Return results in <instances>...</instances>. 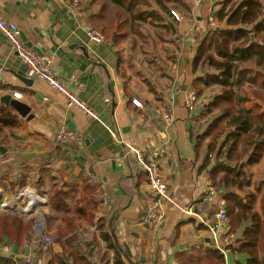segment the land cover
I'll use <instances>...</instances> for the list:
<instances>
[{"label": "crops", "instance_id": "obj_1", "mask_svg": "<svg viewBox=\"0 0 264 264\" xmlns=\"http://www.w3.org/2000/svg\"><path fill=\"white\" fill-rule=\"evenodd\" d=\"M182 1L188 9L179 13L180 21L154 6L163 22L151 24L149 18L143 26L134 19L132 23L115 19V7L107 4L98 25L110 31L104 30L106 40L95 44L86 30L93 26L99 7L92 8L89 0L84 9L79 4L78 14L70 7L73 0H0L1 15L19 27L26 43L53 56L54 71L99 118L96 121L67 108L60 94L29 79L26 65L0 34L4 81L0 95L14 99L16 93L22 95L17 100L34 115L30 121L19 117V133L9 134L10 148L0 140L5 151H0L3 207L45 225L39 218L43 213L52 233L66 223L81 232L87 227L91 245L75 242L70 246L77 251L75 257L89 251L94 264L100 250L113 257L104 234L111 236L124 264H178L185 256L205 254L215 247L208 226L216 223V212L224 207V187L218 185L220 177L212 180L214 163L204 167L208 145L197 134L207 104L202 95L190 111L186 100L195 91L196 48L211 30L222 28L216 12L226 0ZM211 20L217 24L211 26ZM259 103L246 104V108L252 111L258 105L264 113ZM165 115L172 116L171 123L165 121ZM62 128L76 133L83 147L59 142L56 135ZM129 146L145 151L147 158L155 149L166 148L161 171L173 202H164L166 219L159 228L142 222L145 210L157 197ZM263 164L264 156L253 168ZM88 173L104 183L106 205L98 200V189L90 184ZM261 203L259 200L258 208ZM263 208L254 209L261 220ZM62 240L65 237L51 249L52 255L63 252ZM222 244L226 264L250 263L249 254L237 252L224 239Z\"/></svg>", "mask_w": 264, "mask_h": 264}, {"label": "trees", "instance_id": "obj_2", "mask_svg": "<svg viewBox=\"0 0 264 264\" xmlns=\"http://www.w3.org/2000/svg\"><path fill=\"white\" fill-rule=\"evenodd\" d=\"M169 1L178 5L179 11H175L178 15L182 9H188L182 0H107V3L104 0L97 3L99 9L93 18V24L98 25L100 16L109 8L107 4L130 12L137 22L143 23L149 18L154 20L152 24L163 22L162 16L154 9L159 8L170 15L172 10L168 7ZM95 4L96 0L90 1L91 6ZM144 7L146 8L143 9ZM114 17L116 19L119 16L116 14ZM216 20L222 28L213 29L207 34L196 48L193 62V73L197 75L193 89L198 97L208 88H220V93L206 105L204 114L210 117L217 113L201 133L202 139L211 138L204 167L214 163L212 180L217 181V177H220L218 185L224 187L229 230L221 239L235 245L237 252L249 254L252 258L249 264H264V247L259 251V244L264 239V223L252 207L255 198L247 194L246 199H243L236 192L245 191L250 186L247 175L239 170L241 162L246 159V165L251 168L264 156L263 118L246 108L249 97L241 94L245 87L250 89L256 83L259 84L258 79L262 76L259 70H264V0H226L216 12ZM252 66L255 70L251 69ZM226 103L233 106V111L223 105ZM19 128V116L11 108L2 106L0 133L4 130L13 132ZM212 155L213 161L210 157ZM250 198H254L252 204L247 203ZM230 200L231 205L228 203ZM33 221L34 218L25 219L10 209L0 210V247L9 246L13 250L9 257H0V264L38 263L23 262L15 254L17 250L23 251L19 248L20 245L33 240ZM103 236L109 249L114 250V255L111 257L106 251L100 250L96 254V264H110L111 260L113 264H124L111 236ZM85 244L89 248L91 240ZM73 256L74 253L68 257L50 255V261L51 264H69ZM75 258L78 261L75 264H94L89 251L78 253ZM200 261L226 264L224 254L216 246L205 254L185 256L179 259L178 264H196Z\"/></svg>", "mask_w": 264, "mask_h": 264}, {"label": "built area", "instance_id": "obj_3", "mask_svg": "<svg viewBox=\"0 0 264 264\" xmlns=\"http://www.w3.org/2000/svg\"><path fill=\"white\" fill-rule=\"evenodd\" d=\"M80 3L77 0H73L72 5H70L74 13H79L81 11ZM172 17L176 21H180L179 15L172 10ZM213 22V20H211ZM87 36L90 42L95 44H101L106 40L103 33L92 30L88 28L86 30ZM0 34L6 39L12 48L13 53L17 58L26 65L27 71L26 76L29 79H33L37 82H42L48 87L60 94L65 102L66 107L69 109H75L85 116L99 121L97 113L78 95L73 92L67 84H65L59 75L53 69V56L51 55H39L33 48L27 46L22 38V32L19 27L12 21L1 15L0 13ZM0 83H4L0 74ZM16 99H21L20 94L14 95ZM47 100V99H45ZM136 105L140 107V103L135 101ZM198 104V96L195 91H192L187 96L186 107L193 111ZM165 121L171 123L173 118L170 115L164 116ZM112 133V132H111ZM56 138L59 142H73L78 148L83 147L82 139L73 131L68 129H60L57 132ZM129 151L135 156L140 167L148 174V187L152 193L157 197V200L151 202L145 213L142 216V222L146 225L153 226L154 228H159L165 222V213L163 211L164 202H173L168 190V184L164 177L162 176V163L166 155V148L159 147L153 151L151 156L147 158L145 151L139 149L138 147L129 146ZM90 184L98 189L99 201L103 204H107V192L106 187L102 181L91 174H87ZM212 197L215 195L213 191L210 192ZM1 201V198H0ZM216 223L208 226V230L211 234V239L215 246L224 254V249L221 246L222 234H226L229 230V216L227 210L224 207L219 208L215 215ZM45 240V239H44ZM45 246L43 252H47L50 240Z\"/></svg>", "mask_w": 264, "mask_h": 264}, {"label": "rangeland", "instance_id": "obj_4", "mask_svg": "<svg viewBox=\"0 0 264 264\" xmlns=\"http://www.w3.org/2000/svg\"><path fill=\"white\" fill-rule=\"evenodd\" d=\"M78 1L80 3L81 7L84 9V6H85V3H86L87 0H78ZM89 1H94V0H89ZM103 1L104 0H96L95 6L93 5L94 8L99 7L97 5V3L98 2H103ZM148 1L150 2V1H153V0H148ZM93 6H91V7L93 8ZM168 7H170L171 10H174V11L178 10L179 11L178 5L176 3H174L173 1H169ZM145 8L146 7H144L143 9H145ZM181 11H185V10L182 9ZM123 13L125 15H127V17L122 15ZM116 14L119 16L117 19H119L123 23H132L133 22L132 16L129 15V13L124 12L123 10H120L118 8H114L112 17H114V15H116ZM153 21L154 20H150V23L153 22ZM146 22H148V20H146ZM157 23H162V22H157ZM136 24L143 26L144 23L136 22ZM214 24H217L216 20H214L213 22H210L211 26H214ZM219 26H221V25H219ZM90 28L92 30H96V31H99V32L103 33L104 36H105L104 30L110 31V29H108V28H105L103 30L102 28H100L99 25H95V24H93V26H91ZM111 32H112V29H111ZM251 69L255 70V68L253 66L251 67ZM259 72H260V74H262V76H260L259 79H258L259 84L256 83L250 89L245 87L244 91L241 92L242 95L246 94V95L249 96V98H248L249 100L247 102V106L248 105L252 106V103L254 104L255 102H260L259 104L264 106V87L260 86V84H262V82L264 83V70H259ZM218 93H220V88H218V87L208 88L207 90L204 91V94H203V101L204 102L203 103L204 104L210 103V101ZM241 94L239 93V95H241ZM223 105L228 107V108H230L231 111H233V106L231 104L226 103V104H223ZM258 109H259V106L257 105L256 108L252 110V112H254V114L257 115V116L258 115L262 116V118H263L262 122H264V113H261V110H258ZM216 115H217V113H215L214 115H212L210 117L203 116V118L199 122V128L197 130V134H200L201 142H204L205 144L207 143V145H208L209 140L211 138H209L207 140H204V139H202L201 133L204 131V129L206 128L207 124L210 123L212 121V119ZM18 133H19V129L18 130H14L13 132L8 130L7 135H5V134H3L2 136L0 135V140L4 139V141L6 143V147L10 148L11 147L10 146L11 145V141L9 140L10 135L13 137V136H16ZM206 156H207V152H206ZM0 157H2V156L0 155ZM210 157H211V161H213L214 160L213 155L210 156ZM246 161L247 160L245 159V160H243L241 162V164L242 163H245V164H244V166L242 168H241V165H240V169L239 170L244 172L247 175V177L249 178V181H250V186L245 190L246 192L245 191H239V190H237L236 192L239 191L240 198H242V195L243 196H246L247 194L253 195L255 197V201H254L255 208L254 209H255V211H258V210L260 211L261 207L264 204L261 203L260 207L258 208L257 207V203H258L259 200L261 202H264V164L262 166L259 165L257 169H254L253 166L251 168L249 166H247L246 165ZM236 162H238V161H236ZM242 177H245V176L243 175ZM253 199L250 198V200L247 203L248 204H252L251 201ZM2 201L3 200L1 198L0 210L9 209V208H4L3 207L4 205H3ZM228 203L231 205V200ZM226 205H227V202L224 204V209H226L225 208ZM42 211L43 210H41V213H42ZM42 215H43V213H42ZM42 215H39V218L41 219V221H43V223H45V225L47 227H49L50 224L46 223L44 221V217ZM29 216H30V214L27 215V217H29ZM232 216L235 218L234 215H232ZM29 219H33V218H29ZM230 219H231V217H230ZM235 220H236V218H235ZM262 222L264 223V220H262ZM45 225L42 224V223L39 224L38 222H36V219L34 218V221H33V233H32L33 240L30 243L26 242V243H23L22 245L19 246V248L23 249V251L21 252V251L17 250V252L15 253L17 255L18 259H22L23 262L29 261V263H37L38 262L37 264H48L49 262L51 263V261H50V255H52L51 254V251H52L51 249L63 237H65V241L62 240L61 243H63V247H65V248L63 249V252L60 253L59 255H61V256L64 255L66 257L72 255V253H74V252H77L74 248H70V246H72V247L74 246L75 242H82V243H79V244H83V243H87V241L93 239L91 232H89L88 229H86L87 227H85L84 230L81 232L79 230H76V226L74 224L66 223V224H63V225L57 227L55 229V232L52 233V232H49V230L47 229V227ZM76 231H78V232L75 233ZM0 235H2V234L0 233ZM75 237L76 238L79 237L78 238L79 240L76 241ZM46 239L50 240V243H49V246L47 248L48 251L47 252H43V251H45L44 250V246L48 242V241H46ZM259 246H260V248H259V251H260L264 247V239L260 242ZM12 251L13 250L9 246L0 247V257H2V256L3 257H9L10 254L12 253ZM75 262H78V261H76L75 256H73L72 259H71V263H69V262L68 263L69 264H75ZM196 264H213V263L211 261H206L205 263L200 261V262H197Z\"/></svg>", "mask_w": 264, "mask_h": 264}, {"label": "water", "instance_id": "obj_5", "mask_svg": "<svg viewBox=\"0 0 264 264\" xmlns=\"http://www.w3.org/2000/svg\"><path fill=\"white\" fill-rule=\"evenodd\" d=\"M170 26L173 28L172 24ZM22 38H24V37L22 36ZM252 39H254L253 36H252ZM23 40H24V42H26L25 39H23ZM26 44L28 47L33 48L39 55H41V56L43 55V53L40 49H37L36 47H34L33 43H26ZM2 106L11 108L20 118L27 119V121H30L34 118V115L31 114L32 109L28 105H26L25 103H23L17 99L12 98L9 95H5V96L0 95V108ZM0 145H1V143H0ZM0 151L3 154L5 153V151L2 147H0ZM244 164L245 163L241 164V168L244 166ZM48 264H51V263L49 262Z\"/></svg>", "mask_w": 264, "mask_h": 264}]
</instances>
